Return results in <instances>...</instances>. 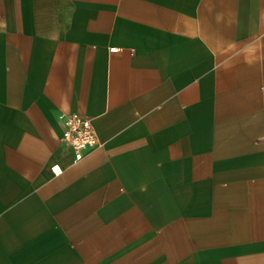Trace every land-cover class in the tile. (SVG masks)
<instances>
[{"label":"crops","instance_id":"0c3cea01","mask_svg":"<svg viewBox=\"0 0 264 264\" xmlns=\"http://www.w3.org/2000/svg\"><path fill=\"white\" fill-rule=\"evenodd\" d=\"M0 264H264V0H0Z\"/></svg>","mask_w":264,"mask_h":264},{"label":"built area","instance_id":"2783aa9c","mask_svg":"<svg viewBox=\"0 0 264 264\" xmlns=\"http://www.w3.org/2000/svg\"><path fill=\"white\" fill-rule=\"evenodd\" d=\"M62 142L73 148L76 160L84 157L85 150L102 145L91 118L78 113H69L65 116ZM52 170L55 174L62 171L58 165H54Z\"/></svg>","mask_w":264,"mask_h":264}]
</instances>
